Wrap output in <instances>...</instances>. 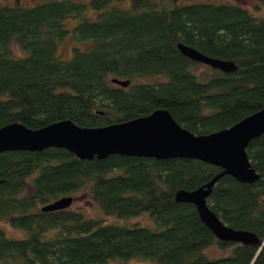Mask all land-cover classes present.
<instances>
[{
	"label": "trees",
	"instance_id": "1",
	"mask_svg": "<svg viewBox=\"0 0 264 264\" xmlns=\"http://www.w3.org/2000/svg\"><path fill=\"white\" fill-rule=\"evenodd\" d=\"M264 8V0H256ZM47 0L0 5V127L31 129L71 120L100 127L166 109L196 135L225 129L264 106V17L231 1ZM95 13V17H91ZM77 24L68 29L64 21ZM72 34L86 48L58 52ZM227 60L224 72L185 57L177 44ZM11 44L22 56L14 55ZM112 78L129 80L126 87ZM140 78L149 79L143 81ZM259 177L223 175L207 198L227 226L257 243L218 239L178 190H194L221 168L198 159L109 155L77 158L64 148L0 154V264H264V134L246 148ZM85 190L107 216L147 214L149 226L107 223L71 208L42 211ZM72 205V204H71Z\"/></svg>",
	"mask_w": 264,
	"mask_h": 264
},
{
	"label": "water",
	"instance_id": "2",
	"mask_svg": "<svg viewBox=\"0 0 264 264\" xmlns=\"http://www.w3.org/2000/svg\"><path fill=\"white\" fill-rule=\"evenodd\" d=\"M188 59L224 72L236 69L234 63L206 56L195 48L178 43ZM122 87L129 80L112 78ZM264 134V106L225 129L207 135H196L173 119L166 109L130 121L100 127H81L71 120H61L39 129L19 122L0 127V154L6 151H41L48 147L64 148L77 158L90 160L109 155L150 157L155 159L189 158L215 165L222 171L194 190H178L177 202L195 206L200 220L222 241L257 243L255 234L224 224L208 207L207 198L223 175L239 182L253 183L259 174L250 166L246 148L251 140ZM74 197L62 196L41 207L42 211L65 209Z\"/></svg>",
	"mask_w": 264,
	"mask_h": 264
},
{
	"label": "rangeland",
	"instance_id": "3",
	"mask_svg": "<svg viewBox=\"0 0 264 264\" xmlns=\"http://www.w3.org/2000/svg\"><path fill=\"white\" fill-rule=\"evenodd\" d=\"M47 0H0V5H14L15 3H19L22 6H33L36 4H39L41 2H44ZM78 2L87 3L89 0H75ZM165 2H175V3H188V2H196V1H220V0H162ZM224 1H231V2H237L250 10H252L256 15L263 16L264 17V8L257 5L256 0H224ZM129 0H125V3L127 4ZM95 13H92L91 17H95ZM79 19L69 17L65 19L64 24L65 26L72 30V28L77 24ZM72 34L69 33L58 45V52L65 58H70L72 55V48L74 46H80L82 49L86 48L87 43L86 42H78L75 41L72 38ZM11 52L16 56H22L24 54V51L16 44H11L10 46ZM140 80L143 81H150L149 79L140 78ZM72 197H74V200L72 202V205L69 207L71 209L79 210L86 214L89 217H101L105 220L107 223H129V224H141L143 226H149V224L152 223L150 216L147 214H142L140 216L121 220L114 216H107L105 215L98 206L91 201L90 197L87 193H85V190H79L77 192H74L70 194ZM1 226L5 230V233L9 237H22L24 236V232L21 229H17L15 227H12L9 223L8 219H5L0 222Z\"/></svg>",
	"mask_w": 264,
	"mask_h": 264
}]
</instances>
